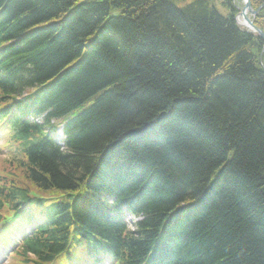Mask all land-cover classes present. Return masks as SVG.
I'll list each match as a JSON object with an SVG mask.
<instances>
[{
  "label": "trees",
  "instance_id": "16d2710c",
  "mask_svg": "<svg viewBox=\"0 0 264 264\" xmlns=\"http://www.w3.org/2000/svg\"><path fill=\"white\" fill-rule=\"evenodd\" d=\"M250 3L264 32V0ZM237 11L0 0V114L24 155L9 161L24 181L11 167L0 179V207L30 203V187L60 195L32 203L46 221L20 255L51 261L81 237L120 264H264V57ZM125 210L142 215L132 230Z\"/></svg>",
  "mask_w": 264,
  "mask_h": 264
},
{
  "label": "water",
  "instance_id": "95a60500",
  "mask_svg": "<svg viewBox=\"0 0 264 264\" xmlns=\"http://www.w3.org/2000/svg\"><path fill=\"white\" fill-rule=\"evenodd\" d=\"M242 3H243V7L241 8L237 17L241 18L244 21L247 28H249L251 31L256 32L264 43V33L259 28L254 26L245 15L246 13H250L251 15L255 14L256 11L252 10L249 0H242Z\"/></svg>",
  "mask_w": 264,
  "mask_h": 264
},
{
  "label": "rangeland",
  "instance_id": "374dc122",
  "mask_svg": "<svg viewBox=\"0 0 264 264\" xmlns=\"http://www.w3.org/2000/svg\"><path fill=\"white\" fill-rule=\"evenodd\" d=\"M240 1V0H239ZM5 157L3 158H0V175H7L6 172L8 171V167L6 166L7 164L5 163ZM11 173H12V179L15 180V181H24L22 180L23 178L21 177L20 175V172L17 168L15 167H11L10 169ZM15 262V261H14Z\"/></svg>",
  "mask_w": 264,
  "mask_h": 264
},
{
  "label": "bare ground",
  "instance_id": "6f19581e",
  "mask_svg": "<svg viewBox=\"0 0 264 264\" xmlns=\"http://www.w3.org/2000/svg\"><path fill=\"white\" fill-rule=\"evenodd\" d=\"M239 19H241V18H239ZM239 22H240V24H242V20H239ZM260 52H261V56L264 57V43H262V48H261V51ZM261 64H262V61H261Z\"/></svg>",
  "mask_w": 264,
  "mask_h": 264
}]
</instances>
